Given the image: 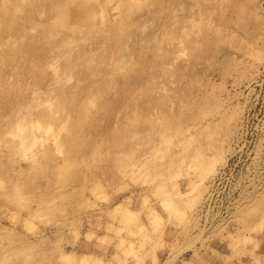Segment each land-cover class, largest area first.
<instances>
[{"label": "rangeland", "instance_id": "rangeland-1", "mask_svg": "<svg viewBox=\"0 0 264 264\" xmlns=\"http://www.w3.org/2000/svg\"><path fill=\"white\" fill-rule=\"evenodd\" d=\"M93 254L264 264V0H0V264Z\"/></svg>", "mask_w": 264, "mask_h": 264}, {"label": "bare ground", "instance_id": "bare-ground-1", "mask_svg": "<svg viewBox=\"0 0 264 264\" xmlns=\"http://www.w3.org/2000/svg\"><path fill=\"white\" fill-rule=\"evenodd\" d=\"M257 61H260V58H258ZM27 130L28 129L26 127H25V129L20 130L21 135L24 138H31L32 140H35L36 136H34V135L32 136V134H30V132L28 133ZM224 161H225V158L222 157V154H221V156H219L218 159L213 160L209 165L210 166L209 170L206 169L203 172H201V174H200L201 183H202L204 178L208 177V175L215 173L214 167L218 163L223 164L222 167H224V165L227 164L228 160H226L225 162ZM189 175L190 174H188V173L181 174L178 171H176L174 168H169V171H167V173L162 171V173L160 175L161 176L160 178L163 179V181H165L167 183V187L164 188V190L162 192V196L159 198L160 206L167 208L170 215H176L177 217H179V219H182V220L185 217L187 219L188 215H191L188 213H193L197 209V207L201 203L202 197H203L204 192H205V184H203V187L201 186V183L196 184V185L194 183L193 185H191L189 182L190 181ZM216 175H217V173L215 174V176ZM181 179H184L186 191H183V188L180 184ZM208 189H209V187H208ZM172 191H173V193H172ZM120 210H122V209L118 208V207L116 208V212H118L117 214L120 213L119 212ZM158 211L159 210L155 209L154 212L150 214V216L154 217V218H159ZM129 212L131 214H135V212L132 209L129 210ZM123 216L125 217V215H122V217ZM91 237L92 236H90V235L87 236V238H91ZM81 261L84 262V264H101L102 263V260H100L97 255L95 256V254L84 255L82 257Z\"/></svg>", "mask_w": 264, "mask_h": 264}]
</instances>
